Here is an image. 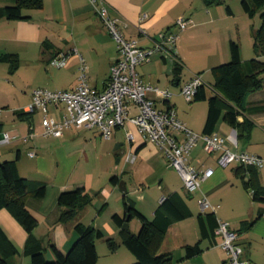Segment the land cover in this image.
Instances as JSON below:
<instances>
[{"label":"crops","instance_id":"obj_1","mask_svg":"<svg viewBox=\"0 0 264 264\" xmlns=\"http://www.w3.org/2000/svg\"><path fill=\"white\" fill-rule=\"evenodd\" d=\"M12 2L13 0H0V7ZM103 2L107 5L110 15L119 19L124 37L135 39L141 47L153 46L162 36L175 32V22L179 16L192 21L191 25L178 35L175 44V52L181 65L179 73L173 72V58L167 50L139 66L140 77L159 88H168L167 84L171 83L177 86V94L181 95V85L193 74L198 73L201 74L204 88L211 89L214 81L211 69L230 59L231 40L238 43L243 61L256 56L253 34L258 26L256 20L251 18L257 14L251 17L244 13L242 7L241 12H235L227 5L228 0ZM22 13L27 18L0 17V54L13 53L18 59L17 66L12 70L5 63L8 88L3 92V96H0V106L3 107L0 108V136L2 132H7L15 137L8 143H0V161L15 159L21 176L46 183L44 196L28 197L25 205L38 220L33 234L41 241L45 258L53 259L54 255L48 244H54L64 253L76 238L73 229L76 222L96 225L91 223L90 219H84L87 214L92 213L90 208L99 207L97 215L109 207L111 213L123 212L121 201L124 193L122 198H119L115 192L118 183L112 184L110 177L116 175L121 180L124 174H128L132 169L131 164L137 158L143 164L154 159L159 150L151 142L132 144L126 138L123 128H116L109 138L102 137L95 127L67 128L61 136L41 135L42 112H24L31 101L32 90L73 88L79 76L80 57L85 64L88 84L103 89L108 83L110 65L117 53L116 42L102 24L90 0H42L40 7L25 8ZM246 15L249 18H246ZM189 40L204 44L209 49V52L197 56V59L202 61L200 66L194 65L185 49V43ZM73 49L76 53L70 55L66 65L52 70L49 63L51 57ZM258 58L264 60V53ZM184 70L190 72V75L185 76ZM208 73L210 77L207 76ZM19 83L24 89L19 88ZM172 94L173 91L170 96ZM147 95L155 103L163 102L160 92L149 91ZM170 98L169 104H163L165 107H173L178 116L175 101ZM201 109L199 108V117ZM207 109L208 106L204 108V119L199 132L186 120L180 119L189 129L202 133ZM64 113L62 103L48 107V116L57 121L62 120ZM243 118L251 125L246 132L240 131L238 134L237 149L264 157V87L248 95L246 109L238 120L242 121ZM229 129L230 126L222 119L215 128L221 133H227ZM25 135L30 136L23 141L21 137ZM135 136L139 138L136 132ZM198 142L190 152L189 161L196 168L213 167V174L205 178L193 192H187L181 184L184 196L175 190L168 191L158 200H154L149 199L150 195L146 199L141 193L138 195L139 202L133 204L134 207L151 219L160 200L166 195L178 192L185 199L191 215L170 225L160 245V253H169L173 259L172 264H223L226 254L218 245L220 236L213 232L211 236L200 238L197 216L201 210L198 199L205 195L211 204L217 206L214 211L216 218L227 222L230 228L237 232L236 242L242 247L245 264H264V167L250 166L252 182L248 187L245 183L248 181V167L244 168L236 162L219 167L215 156L206 154ZM131 150L136 154L133 162L126 160V155ZM29 151H32L33 155H30ZM106 183L111 186L109 190L105 187ZM78 186H84L92 195V199L77 210L73 219L61 222L57 205L58 195L63 190ZM253 190H257L262 198L253 199ZM112 197L118 201L114 210L110 201ZM193 197L196 198L194 207L188 202ZM107 222L110 229L108 237L119 241L120 227ZM0 226L18 248V253L10 258V263H29L30 257L23 252L28 234L3 208H0ZM132 228L130 225L133 231ZM171 232L175 236L174 240L169 238ZM196 242H199L202 248L200 253L179 260L184 254L185 245ZM120 245L122 244L118 243V246Z\"/></svg>","mask_w":264,"mask_h":264},{"label":"built area","instance_id":"obj_2","mask_svg":"<svg viewBox=\"0 0 264 264\" xmlns=\"http://www.w3.org/2000/svg\"><path fill=\"white\" fill-rule=\"evenodd\" d=\"M100 17L102 24L116 42L117 53L110 65L107 85L97 89L88 84L85 64L80 57L79 76L76 85L71 89L51 90L34 88L31 101L24 112H42L40 121L43 136H61L67 128L95 127L100 135L109 138L116 128H123L126 138L132 143L151 142L163 153L168 166L174 169L181 178L187 192L199 188L201 182L211 176L214 168L207 166L196 168L189 161L194 145L201 141L202 150L214 155L216 164L225 167L233 162L247 167H264V157L237 149V130L230 127L227 133L212 131L197 133L189 129L168 105L158 109L155 101L147 95L149 91L160 92L164 104H169L171 92L168 88H159L145 82L136 70V66L150 61L154 55L167 50L173 59L178 60L175 44L178 34L169 32L161 37L158 43L150 47H141L135 39L124 37L120 21L110 15L103 0H90ZM145 16V14H143ZM192 21L184 16L176 19L179 30L186 29ZM73 50L61 52L51 57L49 63L57 68L66 65ZM201 74L195 73L180 87V94L191 102L198 87L203 85ZM162 102V103H163ZM62 103L65 113L62 120L48 116L49 105ZM133 128V129H132ZM135 132L139 138H136ZM30 135L22 136L23 141ZM15 136L2 132L0 143H8ZM138 139L140 141H138ZM33 155L32 151H29ZM136 154L131 150L126 160L133 162ZM200 210L215 211L216 205L209 202L205 195L198 199ZM215 234L220 236L219 247L226 254L223 264H245L242 258V247L236 242L237 232L225 221L217 219Z\"/></svg>","mask_w":264,"mask_h":264},{"label":"trees","instance_id":"obj_3","mask_svg":"<svg viewBox=\"0 0 264 264\" xmlns=\"http://www.w3.org/2000/svg\"><path fill=\"white\" fill-rule=\"evenodd\" d=\"M212 1V0H210ZM42 0H13L12 4L0 7V17L6 19L27 18L22 13L25 8H38ZM244 13L249 16L259 14L260 23L253 34L254 51L256 56L243 61L240 56L238 43L234 40L229 42L230 59L224 63L214 66L211 70L214 81L211 84L213 94L206 95L203 85L199 86L193 99H207L208 109L203 125L202 133L216 131V125L220 119L230 127L237 130V134L246 132L250 122L243 118L238 120L245 109L248 95L264 87V60L258 57L264 53V0H241ZM0 63H7L10 70L17 66L18 59L13 53H1ZM173 72L179 73L181 65L178 60L173 59ZM204 84V83H203ZM192 99V100H193ZM222 112V110H224ZM248 170V181L246 186H251L252 175L250 167ZM116 175L110 177L112 184L118 183ZM46 191V183L43 181L30 180L21 176L18 172L16 160L0 161V208L5 209L12 218L28 234L24 254L30 257L26 264H95L97 253L95 240L103 236L99 228L90 224L76 222L73 229L76 238L66 252L60 251L54 244H48L54 258L46 259L44 247L41 241L33 234L38 224L37 218L27 209L25 201L28 197L42 198ZM253 199L262 198L257 190H253ZM92 195L84 186H78L70 190H63L57 198L59 208V220L66 222L76 215L83 205L90 202ZM122 214L113 213L115 224L120 227L119 241L113 237L107 238L110 249L114 250L118 243L129 249L136 258L132 264H172L173 259L169 253H160V245L166 231L174 222L191 215V211L185 199L178 192L164 196L154 210L151 219L139 212L125 194L122 198ZM139 220L137 233L129 229H122L125 218L128 221L132 217ZM200 238L211 236L217 226V218L212 211H201L197 216ZM252 221H249L251 223ZM202 250L199 242L184 247V254L179 260L194 256ZM18 253V248L8 237L0 226V264H11L10 258Z\"/></svg>","mask_w":264,"mask_h":264},{"label":"rangeland","instance_id":"obj_4","mask_svg":"<svg viewBox=\"0 0 264 264\" xmlns=\"http://www.w3.org/2000/svg\"><path fill=\"white\" fill-rule=\"evenodd\" d=\"M229 7H231L235 12H241V0H228ZM246 18L247 17L246 15ZM251 18V17H250ZM253 20H256L257 26L259 24V14L255 15V17L251 18ZM249 20V19H248ZM251 20V23L253 22ZM175 33L180 35L184 30H179L178 28L174 29ZM186 31V30H185ZM185 49L187 52H189V57H191V61L196 66L202 65L201 59H197V56L203 55V53L209 52V49L204 44H201L199 42L195 41H187L185 43ZM208 49V50H207ZM156 56V55H154ZM224 63V62H222ZM139 66H136V70L138 72ZM51 67V66H50ZM49 68V67H48ZM52 70H56L54 66L51 67ZM6 70L7 66L5 63H0V96H3V92L7 90L8 85H6ZM186 70V69H185ZM183 71L185 76H189L190 72ZM207 71V70H205ZM206 76V75H205ZM207 76L210 77V73L207 74ZM19 82V81H18ZM167 87L169 88L170 92L173 91V94L169 97L172 101H175L176 110L178 113V117L182 120H186L192 128H194L195 131L199 132L200 127L202 125L204 114L207 106H208V100L207 99H193L191 102H187L182 95L177 94L178 88L177 86H174L173 84H167ZM19 88L24 89L23 85L19 83ZM213 93V91L208 87L206 88V95L209 97L210 94ZM156 107L158 109L165 108V105L160 101H157ZM1 105V104H0ZM2 106H0L1 108ZM11 107V106H9ZM3 108V107H2ZM199 108L201 109L200 117L199 115ZM198 143H201L200 141ZM163 153L159 150L158 154L155 156L154 159L148 162H144L142 164V161L137 158V160L131 164L132 169L129 171L128 174H124L121 178V180L126 182L128 190L124 193L119 189V187H115L116 194L119 195V198H122V194L124 193L125 196L135 203L139 202L138 195L143 193L145 198L150 195L149 199L153 198L154 200H158L163 194H165L168 191H179L184 196L183 190L181 189L182 181L179 177V175L168 166L167 161L165 160ZM109 179V177L107 178ZM140 183H143L141 185ZM109 190L111 188L110 185L106 183V186ZM142 190V191H141ZM150 190V191H148ZM114 196V195H113ZM111 204L113 205V210L118 205V201L114 199V197L111 198ZM189 204L194 207L196 204V198L193 197L190 200H188ZM122 204V201H121ZM120 204V205H121ZM100 205V203L98 204ZM116 205V206H114ZM91 214H87L85 216V220L90 219V222L94 225L96 228H99L103 236L99 237L95 240V248L97 253V258L95 264H132L135 263L136 258L133 255V253L127 249L124 245L116 247L114 250L110 249L107 238L110 235V229L108 228V222L110 225H114L115 221L112 218L110 212L111 208L107 209L106 211H103L100 215H97V213L100 211L99 207L92 209ZM122 213V212H121ZM120 213V214H121ZM93 215V216H92ZM132 222V223H131ZM134 224H136L134 226ZM138 224V227H137ZM133 226V231L130 229ZM139 220L137 217H132L128 221V229L132 233H137L139 229ZM175 236L172 234V232L169 234V238H172L173 240ZM174 255L176 256L177 253L175 252Z\"/></svg>","mask_w":264,"mask_h":264},{"label":"water","instance_id":"obj_5","mask_svg":"<svg viewBox=\"0 0 264 264\" xmlns=\"http://www.w3.org/2000/svg\"><path fill=\"white\" fill-rule=\"evenodd\" d=\"M118 187L124 193L127 191L126 184L124 183L123 180H119ZM121 228L122 229H128V219H127V217L125 218L123 224L121 225Z\"/></svg>","mask_w":264,"mask_h":264}]
</instances>
